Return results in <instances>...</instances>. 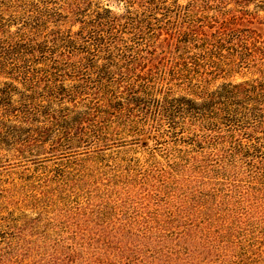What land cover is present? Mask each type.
Instances as JSON below:
<instances>
[{"label": "trees", "instance_id": "1", "mask_svg": "<svg viewBox=\"0 0 264 264\" xmlns=\"http://www.w3.org/2000/svg\"><path fill=\"white\" fill-rule=\"evenodd\" d=\"M113 1L0 0V161L153 142L116 173L155 178L183 223L114 224L33 253L0 218V264H194L183 243L237 228L264 199V0ZM241 72L255 75L212 86Z\"/></svg>", "mask_w": 264, "mask_h": 264}, {"label": "rangeland", "instance_id": "2", "mask_svg": "<svg viewBox=\"0 0 264 264\" xmlns=\"http://www.w3.org/2000/svg\"><path fill=\"white\" fill-rule=\"evenodd\" d=\"M94 2L102 7L110 5L115 12L120 8L113 0ZM180 2L185 4L187 0ZM243 73L220 78L212 86L243 82L255 75ZM154 146L155 143L147 141L66 162L37 163L38 157L31 158L34 161L6 157L0 161V218L13 220L20 229L19 235L32 242L33 253H39L44 246L40 243L46 239L92 238L100 234L109 237L112 235L109 226L114 224L152 225L170 219L182 224L178 215H168L179 203H161L160 195L167 189L155 178L147 181L144 177L146 186L140 183V178L130 185L126 176L116 173L124 168H137L136 161L145 162L146 153ZM63 163H68V167L63 168ZM144 165L143 171L148 173L150 167L147 163ZM59 174L68 178L64 182L55 179ZM261 201L249 206L250 213L239 223L233 221L237 228H213V236L205 240L197 238L183 243L182 239L180 244L188 247L196 259L194 264H264V199ZM98 223L103 225L102 233L96 229Z\"/></svg>", "mask_w": 264, "mask_h": 264}]
</instances>
